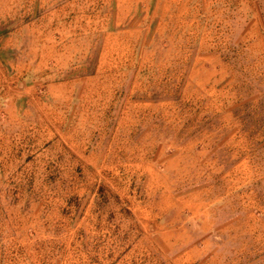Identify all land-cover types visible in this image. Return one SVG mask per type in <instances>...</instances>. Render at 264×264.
<instances>
[{
    "label": "rangeland",
    "instance_id": "1",
    "mask_svg": "<svg viewBox=\"0 0 264 264\" xmlns=\"http://www.w3.org/2000/svg\"><path fill=\"white\" fill-rule=\"evenodd\" d=\"M0 264H264V0H0Z\"/></svg>",
    "mask_w": 264,
    "mask_h": 264
}]
</instances>
